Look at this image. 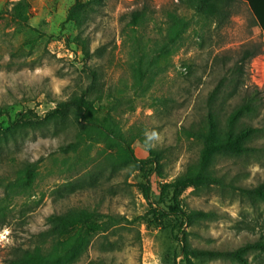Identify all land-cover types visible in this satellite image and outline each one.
<instances>
[{
    "label": "rangeland",
    "instance_id": "rangeland-1",
    "mask_svg": "<svg viewBox=\"0 0 264 264\" xmlns=\"http://www.w3.org/2000/svg\"><path fill=\"white\" fill-rule=\"evenodd\" d=\"M89 1L0 0V264L35 247L50 215L76 207L127 221L112 226L101 218L102 230L74 264H185L183 232L193 248L205 250L264 242V203L235 188L264 182V151L214 153L212 167L229 185L163 190L199 160L202 143L187 130L206 116L216 88L221 91L212 108L221 121L256 92L257 110L241 125L264 126V36L248 7L224 26L193 19L181 40L163 48L168 12L177 11L168 4L105 0L91 10ZM77 2L84 3L81 21L69 20ZM134 11L145 12L136 28L130 25ZM79 38L90 42L89 59ZM246 51L255 56L244 57ZM140 58L148 74L138 87L133 65ZM93 70L100 97L90 89ZM81 100L92 102L95 120L111 112L137 158L159 153L158 172L123 162L112 144L84 141L75 152L63 151L76 141L73 121L83 114ZM54 109L56 120L34 125L36 115L45 118ZM252 143L264 146V137ZM29 163L37 166L31 187L17 181L18 170ZM148 180L152 203L141 189ZM175 203L187 212L214 214L187 225L167 215ZM247 258L264 264V251ZM191 264L237 263L192 258Z\"/></svg>",
    "mask_w": 264,
    "mask_h": 264
},
{
    "label": "trees",
    "instance_id": "trees-1",
    "mask_svg": "<svg viewBox=\"0 0 264 264\" xmlns=\"http://www.w3.org/2000/svg\"><path fill=\"white\" fill-rule=\"evenodd\" d=\"M105 0H90L87 2L91 10L101 6ZM246 3L251 11L256 25L259 27L264 36V0H240ZM84 3L77 2L73 10L68 14L69 20L81 21V8ZM194 10L200 14L209 17L210 10L203 4H198ZM145 17L144 11H134L131 14L130 25L134 28L140 25ZM169 26L165 36L163 48L169 47L182 39L184 33L190 29L188 20L180 17L176 12L168 14ZM79 45L86 59L91 57L90 42L88 39L79 38ZM255 54L251 51H246L244 57H254ZM136 86L141 87L147 77L145 62L142 58L137 60L134 65ZM99 76L96 70L91 72L92 93H96L99 97ZM221 88H216L208 102V112L202 121L197 125L189 128L187 133L194 139L202 143V149L199 160L196 163L189 165L184 173L174 179L172 183L163 186V190L167 188H184L203 186H226L225 178L220 177L216 170L212 167L214 153L234 154L237 156L255 154L259 151H264V146H255L252 140L255 138L264 137V126H242V118L257 110L260 102L258 93H250L241 104L236 106L227 116L225 121H221L215 116L212 105L218 99ZM83 114L76 118L74 128L77 129L76 141L66 145L63 151L66 153L75 152L80 144L84 141L94 143L112 144L118 148L120 159L123 162H131L133 164H145L151 166L154 172H158L159 153L151 155L146 159H139L135 156L134 150L131 148L130 142L126 139L122 132V127L117 122L116 118L109 111L103 121H98L93 118L94 108L92 102H84ZM57 109L48 112L45 118H39L36 115V120H33L35 126L40 127L43 122H53L58 118L56 115ZM82 117L84 120H82ZM23 118H29L28 115ZM17 181L24 186L31 187L37 176L36 164H26L22 166L17 173ZM232 186V185H231ZM235 187V186H234ZM251 202L260 201L264 203V182L255 187H235ZM144 198L152 203L151 190L152 184L148 180L146 184L141 186ZM175 201V200H174ZM212 212H204L200 210L185 211L179 204L175 203L169 206L167 215L174 216L185 222L187 225H192L199 219L213 217ZM101 218H108L109 224L116 226L122 221H127L125 217L103 214L99 210H91L89 208H70L63 213H54L47 219L48 228L37 234L39 242L33 248H27L18 251L8 261L7 264H74L84 256L89 249L91 239L95 234L102 230V226L98 223ZM180 240V251L183 254L182 262L191 264V259L207 258L210 260L222 259L231 260L237 264H251L247 255L254 253L257 250L264 251V242L247 243L234 250H205L193 248L187 237V233L183 232V237ZM88 264H112L102 261L90 262Z\"/></svg>",
    "mask_w": 264,
    "mask_h": 264
},
{
    "label": "crops",
    "instance_id": "crops-1",
    "mask_svg": "<svg viewBox=\"0 0 264 264\" xmlns=\"http://www.w3.org/2000/svg\"><path fill=\"white\" fill-rule=\"evenodd\" d=\"M151 1L155 2L156 4L164 3V6H162L163 8L166 7L165 4H168L169 5L168 8L171 9L174 8V10H177L176 14L188 20L190 25H192L193 19H198L196 20V23L199 22L203 24L210 23L214 27L228 25V23L232 21V19L234 18V16L236 15V13L240 8L244 7L245 5L248 7L246 3H243L240 0H151ZM198 4H203L210 10V14L208 18L205 15L200 14L194 10V8L197 7ZM180 9L186 10V13L181 14ZM170 13L171 12H168V14Z\"/></svg>",
    "mask_w": 264,
    "mask_h": 264
},
{
    "label": "built area",
    "instance_id": "built-area-1",
    "mask_svg": "<svg viewBox=\"0 0 264 264\" xmlns=\"http://www.w3.org/2000/svg\"><path fill=\"white\" fill-rule=\"evenodd\" d=\"M59 55V54H58ZM60 56V55H59Z\"/></svg>",
    "mask_w": 264,
    "mask_h": 264
}]
</instances>
